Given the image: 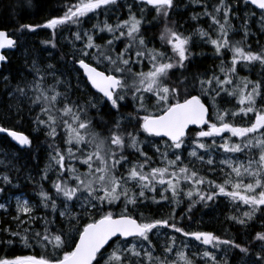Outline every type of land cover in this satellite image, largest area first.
Listing matches in <instances>:
<instances>
[{"label": "snow or ice", "instance_id": "snow-or-ice-1", "mask_svg": "<svg viewBox=\"0 0 264 264\" xmlns=\"http://www.w3.org/2000/svg\"><path fill=\"white\" fill-rule=\"evenodd\" d=\"M133 2L139 17L129 4L127 19L115 25L105 20L91 31L82 29L85 21L109 11L118 0H60L59 14L17 29L51 30V39L43 43L52 48L58 34L67 31L71 70L66 75L54 64L40 67L33 61L32 79L14 90L18 99L29 102L27 113L18 103L14 116L0 114V134L29 152L30 135L5 125L31 117L48 150L41 181L50 179V171L55 174L50 191L41 183L35 205L16 198V230L0 229L44 254L4 256L0 264H227L217 256L225 249L238 252L244 264H264V48L253 51L246 42L251 34L247 19L243 38H231L235 6L229 0H216L211 7L206 0H191L203 8L191 19L207 17L211 31L197 28L187 34L172 19L176 0ZM240 2L254 6L252 16L260 10L264 31V0ZM146 11L155 12L148 23L159 29L151 39L142 30ZM105 32L111 39L98 44L104 37L97 33ZM194 36L212 46L219 64L211 70L190 71L197 55ZM118 42L124 45L119 51ZM16 43L0 31V50ZM8 59L0 51V66ZM257 65L258 79L240 75ZM89 88L95 91L81 100L77 93ZM103 108L111 119L101 115ZM12 183L8 175L0 176V193ZM221 197L238 211L247 207L229 220L245 229L261 221V230L246 242L186 230L182 221L192 219L197 205L210 207ZM185 200L186 209L177 213ZM153 204L155 215L141 211ZM8 207L0 202V210L7 213ZM164 208L171 211L162 215ZM38 209L44 215H37ZM37 222L40 231L35 230ZM0 243L11 245L13 240Z\"/></svg>", "mask_w": 264, "mask_h": 264}, {"label": "trees", "instance_id": "trees-1", "mask_svg": "<svg viewBox=\"0 0 264 264\" xmlns=\"http://www.w3.org/2000/svg\"><path fill=\"white\" fill-rule=\"evenodd\" d=\"M208 1L209 7L216 3V0ZM133 2V0H128ZM178 4L177 10L173 13L172 19L176 20L178 24L182 25V31L192 33L197 28H204L203 17L201 19H191L195 11L199 10V6H193L192 3H181V0H176ZM235 6L234 16L231 20L234 26L235 32L231 38L233 40H240L243 38L244 21L248 20L247 30L251 33L247 37V43L251 45L253 51H260L264 48V31H262L260 23V10L255 9L256 15L252 16L254 6H245L243 2L237 5V0H229ZM131 4V3H129ZM127 1L118 0V4L112 7L107 12H101L98 16H93L91 19L86 20L82 25L83 30H92V26L98 23H102L105 20L109 24H113L115 21L127 19ZM134 8L137 6L132 3ZM60 7V0H0V30H5L13 39L17 41L14 51L7 53L8 62L4 64L0 69V114L5 116L15 114V108L18 103L22 104L24 111L27 113L29 102L26 99H18L15 93V88L19 84L23 86L26 82L32 79L29 69L35 61L40 67H45L48 64L56 65L58 72H65L66 75L71 70V64L67 61L71 60L72 48L68 44L69 33L65 31L63 34L57 36V47L52 48L50 45H46L43 42L50 40V31L48 29H37L35 32H18L17 29L21 24H42L47 18L52 15L59 14L58 9ZM139 17L140 11L133 10ZM202 13V11H198ZM150 14L147 11L144 14V19H147V24L144 25L143 31L145 32L146 39L154 37L159 29L155 26V23L149 24L148 20ZM259 21V24H256ZM210 23V21H209ZM104 33H97V36H103L104 39H97L98 44H103L105 40L111 39V36H105ZM198 37H193L192 50L197 53L194 65L190 67L191 72L197 70L203 72L205 70H211L215 65L219 64V60L216 59L214 51L211 45H203L200 42H196ZM124 46L123 43H118L117 48ZM151 47V45H149ZM226 57L230 58L231 53H226ZM260 68L255 66L252 72L241 71V76H249L251 79L259 78ZM7 77V81L3 78ZM76 74L74 72L69 76L72 79V83L76 84ZM52 83L51 77L48 80ZM80 87H83L81 84ZM92 90L89 88L85 92H78L77 96L83 99H87L92 94ZM77 96H73L76 99ZM234 103V101H233ZM231 107L232 105H227ZM11 110V112H9ZM39 111L38 108L35 109ZM122 112L127 113L131 111V108H122ZM107 108H103L101 115L104 119H111L106 115ZM91 115L95 116V110ZM30 116H27L22 122L17 124L15 119H11L5 126L15 127L16 130L22 131L26 135H30L33 139L32 151L20 150L16 145L10 142L9 138H5L3 134H0V150L7 153L10 157L13 156V160L10 165H0L1 176L8 175L12 179V185L6 188L4 193H0V201L5 200L7 195H15L22 193L34 204L38 202V196L36 192L39 190L41 183L46 190H51V180L55 179V174L49 172L50 179L48 181H41V176L48 164V150L46 147V138L43 132H37L34 130V126L29 122ZM2 123V121H0ZM146 134L141 135V139H145ZM149 141L160 140L159 138L147 137ZM151 154V150H149ZM187 157V152H185ZM2 186V185H0ZM187 200L176 209L177 213L182 214V209H186ZM247 207L241 205L238 211L233 207L227 199L221 197L210 207H202L197 205L193 210L192 219L189 221L185 219L182 224L188 231H208L213 232L223 239H236L237 242H246L251 235H254L256 231L261 230V221H255L253 225L247 229L238 224H234L228 217L232 215H241L243 211H246ZM145 215L152 216L157 213V206L151 205L149 209H141ZM170 208H164L160 210L162 215H167L170 212ZM222 213V214H221ZM37 215H44L43 209L37 210ZM15 215L12 205H9L7 213L0 210V229L11 226L12 230H16V224L12 221V216ZM59 225L57 224V227ZM35 230H42L41 222H37L34 226ZM13 240L11 245L6 243H0V257L8 256L13 257L16 255H43L44 252L39 247L26 248L17 238L10 237L6 232L0 231V241ZM156 238L154 237V240ZM165 240L164 236L159 237V243L163 244ZM205 246H201L203 248ZM210 247V246H209ZM157 254H160V249L157 250ZM218 258L222 261L227 260V264H244L241 256L238 252L225 249L224 251L217 252Z\"/></svg>", "mask_w": 264, "mask_h": 264}, {"label": "rangeland", "instance_id": "rangeland-1", "mask_svg": "<svg viewBox=\"0 0 264 264\" xmlns=\"http://www.w3.org/2000/svg\"><path fill=\"white\" fill-rule=\"evenodd\" d=\"M125 1H127V5L125 6V8H127V6L129 5V3H134V2H128V0H125ZM192 3V5L193 6H199V10H197V11H195L196 12V14H197V12L198 11H202L203 12V8L198 4V3H193V2H191V0H181V3ZM207 3H208V1H206ZM136 9V11H140V8L139 7H136V8H134V7H132V10H135ZM127 11H128V9H126ZM147 13H149L150 14V17H148V20L149 19H152V17L151 16H155V12L154 11H147ZM127 15H128V12H127ZM118 21H115L112 25H115L116 23H117ZM147 22V19L145 20V24H147L146 23ZM149 22V21H148ZM144 24V25H145ZM209 20H208V18L207 17H203V25H204V28L203 29H205V30H209V31H211V29H209ZM256 24L258 25L259 24V21H256ZM104 34H106L105 36H110V34H108L107 32H105ZM212 35H213V37L215 36V33L214 32H212ZM196 42H200V43H202L203 45H210V44H205L204 42H202L199 38L196 40ZM119 43V42H118ZM123 48V46H120L119 48H117V50L119 51L120 49H122ZM214 56V55H213ZM147 69H145V71H146ZM76 74V73H75ZM81 88H83V87H81ZM12 160H13V156L12 157H10L9 155H7V153H5V152H3L2 150H0V161H2V163H0V165H10L11 163H13L12 162ZM5 175V174H4ZM0 176H1V174H0ZM17 197H21V198H24V199H28L25 195H23L22 193H18V194H15V195H7V197L5 198V200H2V201H0V202H3V203H7L8 205H12V207H13V210H14V212L16 211V208H15V203H16V198ZM31 203L32 204H34L33 203V201H31ZM35 205V204H34Z\"/></svg>", "mask_w": 264, "mask_h": 264}, {"label": "water", "instance_id": "water-1", "mask_svg": "<svg viewBox=\"0 0 264 264\" xmlns=\"http://www.w3.org/2000/svg\"><path fill=\"white\" fill-rule=\"evenodd\" d=\"M0 31H4V32H6L5 30H0ZM7 33V32H6ZM9 38H11V39H13L12 37H10V36H8ZM15 50V47H13V48H11V49H8V48H6V49H2V50H0V51H2L3 53L4 52H6V51H9V52H12V51H14ZM1 67L2 66H0V69H1ZM93 91H95V90H93ZM9 140H10V138H9ZM14 145H15V143L14 142H12ZM16 146H18V145H16ZM19 147V146H18Z\"/></svg>", "mask_w": 264, "mask_h": 264}, {"label": "bare ground", "instance_id": "bare-ground-1", "mask_svg": "<svg viewBox=\"0 0 264 264\" xmlns=\"http://www.w3.org/2000/svg\"><path fill=\"white\" fill-rule=\"evenodd\" d=\"M18 147V146H17ZM19 148V147H18ZM222 214V213H221Z\"/></svg>", "mask_w": 264, "mask_h": 264}]
</instances>
